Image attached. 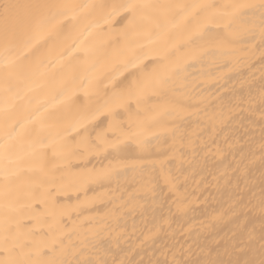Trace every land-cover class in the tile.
<instances>
[{"label":"bare ground","instance_id":"bare-ground-1","mask_svg":"<svg viewBox=\"0 0 264 264\" xmlns=\"http://www.w3.org/2000/svg\"><path fill=\"white\" fill-rule=\"evenodd\" d=\"M6 2V0H0ZM22 4L123 3L125 0H14ZM159 9L163 42L184 66L167 90L124 127L142 124L146 147L128 142L119 152L92 150L81 157L52 155L79 137L68 134L103 95L86 97L72 77H90L84 50L108 47L122 17L103 24L87 12L52 31L6 44L0 30V225L13 222L25 252L47 244V257L68 264H260L264 260V46L261 0H142ZM252 4L241 17L248 33L234 49L228 17L212 26L193 5ZM183 6V7H175ZM100 23L91 34L90 24ZM207 23L208 27L201 25ZM202 33V34H201ZM78 51L69 56L73 43ZM227 66V67H225ZM131 71H136L135 69ZM117 76L107 91L131 78ZM115 73L105 79H111ZM70 97V98H69ZM100 117L88 139L107 133ZM80 129L79 131H83ZM11 138V139H9ZM75 143V142H73ZM103 147V146H101ZM19 167L24 170L16 173ZM113 169L111 179H101ZM83 225H91L85 229ZM55 242V243H54ZM13 241H9L11 247ZM3 244L0 233V245ZM48 249L44 248L46 252ZM16 251H19L17 249ZM10 253L0 248V259Z\"/></svg>","mask_w":264,"mask_h":264},{"label":"snow or ice","instance_id":"snow-or-ice-1","mask_svg":"<svg viewBox=\"0 0 264 264\" xmlns=\"http://www.w3.org/2000/svg\"><path fill=\"white\" fill-rule=\"evenodd\" d=\"M174 6L157 5L142 2V0H125L123 3H88V4H47L34 5L6 0L0 2V30L6 44H13L25 35L34 33L41 35L52 31L57 25L66 19H76L79 15L87 12L90 17H99L103 24H111L117 17H122L118 38L109 45L111 51L104 48L95 50L85 49L83 57H76L77 61L84 60L89 64L88 71L90 77L80 79L79 75L72 77L73 85L79 84L86 97L100 96L104 97L103 103L95 110L86 111L77 121H75L68 130L70 135L73 131L79 132V137H73V142H65L59 148H53L52 155L67 153L69 157H81L86 152L97 150L107 151L110 147L119 152L122 145L128 142L137 144L140 147L147 145L140 141L139 137L147 136V130L140 124L135 128L132 123L124 127L121 119L122 114L131 117L135 111L138 115L145 104L152 103L151 97L158 96L169 87L172 80L180 75L184 66L176 62L173 58L176 55L166 44L161 47L153 48L151 45L163 42L167 33L163 30L160 23V16L156 14L159 9H167ZM183 7V6H175ZM252 4H231L215 5L201 4L193 5V9H201V15L205 16L212 26L222 23L221 17H228L226 25L230 39L223 41V46L234 49L236 43L245 42L248 34L241 27H234L240 24L241 17L249 15L250 9L256 8ZM261 19L264 21V0L259 5ZM100 23L90 24L85 29L88 34L101 27ZM201 27H208L205 23ZM202 34V33H201ZM261 44L264 46V23L261 24L260 33ZM77 44L74 42L69 49V56L78 51ZM264 56V52L261 53ZM227 67V66H225ZM135 69L136 71H131ZM131 71V78L121 81L120 84L107 91L109 84H113L117 76L124 72ZM115 73L111 79H105L109 74ZM70 98V97H69ZM105 117L109 121V132L97 138L99 143H91L88 139L89 124ZM84 129L83 131H79ZM11 139V138H9ZM103 146V147H101ZM0 159L11 161V149L0 153ZM19 167L16 175L23 171ZM114 170H105L101 179H111ZM13 222L6 219L0 225L3 244L0 245L4 251L10 253V258L0 259V264H68L67 261L54 259H34L33 256L43 255L47 257L49 253L60 251L64 245L60 241V248L49 246L47 244L33 251L25 252L26 244L14 235ZM85 229H90L91 225H83ZM13 243L9 247V241ZM55 243V242H54ZM44 248L48 250L45 252ZM19 249V251H16ZM173 264H176L174 261ZM264 264V260L260 261Z\"/></svg>","mask_w":264,"mask_h":264}]
</instances>
